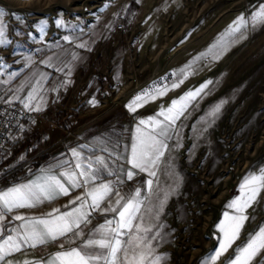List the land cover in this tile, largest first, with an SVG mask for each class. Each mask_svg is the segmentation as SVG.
<instances>
[{"label":"rangeland","instance_id":"obj_1","mask_svg":"<svg viewBox=\"0 0 264 264\" xmlns=\"http://www.w3.org/2000/svg\"><path fill=\"white\" fill-rule=\"evenodd\" d=\"M262 5L264 0H0L7 65L0 93L45 115L28 130L37 147L15 156L20 148L13 146L0 178L15 179L57 151L75 148L82 155L91 148L74 134L75 111L84 99L90 112L116 110L110 123L132 113L121 136L127 144L134 125L144 128L146 114L147 122L164 121L166 134L159 138L167 148L145 191L136 220L141 230L124 240L144 237L153 250L149 260L159 256L158 264H227L264 226L261 189L244 212L248 219L238 238L218 260L210 259L223 239L218 225L224 213L236 215L228 204L244 195L246 176L264 169V22L252 19ZM241 16L246 23L236 30ZM201 86L198 95L187 96ZM145 92L155 99L145 97L130 110ZM162 111L181 114L173 122ZM147 125L145 131L153 130ZM262 262L264 252L250 264Z\"/></svg>","mask_w":264,"mask_h":264},{"label":"snow or ice","instance_id":"obj_2","mask_svg":"<svg viewBox=\"0 0 264 264\" xmlns=\"http://www.w3.org/2000/svg\"><path fill=\"white\" fill-rule=\"evenodd\" d=\"M3 12H0V16ZM253 22H264V5L260 7L259 12L253 16ZM237 29L246 23L243 16L237 18ZM43 31V29H41ZM3 35L0 29V36ZM67 39V37L65 38ZM0 43H5L0 40ZM178 85H173L176 87ZM201 89L196 93H188L187 96L192 98L198 95ZM164 92H159L163 95ZM155 99L150 93L145 92L142 95L135 97L134 101L128 105L130 110L135 111L133 105L139 106V102L145 97ZM31 98V96L29 97ZM184 99L183 97L181 98ZM176 105L177 101L172 102ZM25 107H28L25 104ZM217 106V110H218ZM39 110V109H37ZM173 109L169 108L168 113H172ZM181 112L175 115H166L163 111L161 115H165L166 120L174 122ZM149 123L153 130L145 131L142 127H137L136 134L130 147V155L126 158L127 163L131 165L130 168H119L110 170L108 160L103 156L84 157L85 163L77 162L75 169L78 171H68L61 176L66 177V181L60 176L42 175L35 180L28 183H22L9 187L7 190L0 191V222L4 220L3 212H12L17 208H32L36 207L45 200L51 201L60 195H69L70 189L82 188L89 186L88 190L82 195H78L70 204L74 206L71 211L60 212L59 209H53L51 213L46 214L50 218H28L21 215H16V220L23 221L20 226L23 229V236L18 230L14 237L8 235L0 242V260L11 251H20L22 244L31 243L35 247L37 244H44L49 241H55L58 238L65 237L68 234H73L78 237H85L80 246H71L66 250L57 251L54 256L48 261V264H158L160 257L156 256L149 260L152 255V248L150 243H146L145 238L140 235H130L127 240L121 239L125 235L124 230L127 229L129 233L135 228L139 233L140 225L133 224L137 219V213L140 211L141 201L139 199L141 191L139 188L135 189V194L125 200L124 197H119L118 192H114L113 184L116 182L122 183V176L128 180H132L140 172H146L150 176H155L156 172L153 170L160 157L164 155L163 150L167 148L163 137L166 134V126L164 121H140V125ZM159 128V131H155ZM82 148L85 146H81ZM102 151L108 152L109 157H115L112 164H116L122 158V154H117L114 151L109 152L105 147ZM72 154L80 161L81 153L77 149H72ZM116 176L117 180L103 181L102 174ZM97 181H100L97 183ZM150 186L151 180L146 182ZM244 195L233 199L228 207L235 210L236 215H230L228 212L224 213L225 220L222 221L218 227L223 233V239L220 242L219 248L210 257L214 262L228 250L233 242L238 238L243 223L248 219L244 212L246 208L251 205V202L256 199L257 194L261 189H264V169L260 170L259 174L250 173L246 176L240 185ZM112 195H117L112 204L101 208V205L106 200H111ZM86 208L92 210H101L103 212L116 213L118 219L105 220V222L95 229L91 230L87 235L82 231L81 225L91 223L90 213ZM56 213V215H53ZM115 224V226H113ZM2 227V224H0ZM144 232L149 229H143ZM98 236L99 238H95ZM154 239V237H153ZM68 243L72 245L74 242L69 240ZM64 249V245L60 246ZM264 252V226L250 235L249 239L242 246L235 249V256L231 258L227 264H250L258 253ZM11 264V262H9ZM29 264V262H25ZM264 264V262H262Z\"/></svg>","mask_w":264,"mask_h":264},{"label":"crops","instance_id":"obj_3","mask_svg":"<svg viewBox=\"0 0 264 264\" xmlns=\"http://www.w3.org/2000/svg\"><path fill=\"white\" fill-rule=\"evenodd\" d=\"M92 56V55H91ZM90 56V57H91ZM81 70L84 69L85 66L80 64ZM96 70L94 74H96ZM3 83H0V88ZM4 90V89H3ZM2 90V92H3ZM5 93H0V100L9 101L14 99H7L4 97ZM89 100H85L78 107L81 110L76 109L77 115V130L74 131V134L81 136L83 141H89L92 145L91 149L95 154H85L80 161H77L76 157L73 156L72 150H69V154L64 152H54L51 158L44 159L40 167L33 169L31 171H27L26 169L22 171V175L12 179V180H2L0 178V191L7 190L9 187H13L18 184L28 183L31 180H35L38 176L42 175H54L60 176L62 179L66 181V177L61 176V174L68 171H78L75 169V164L77 162L85 163L83 160L84 157H92L103 156L105 157L110 165V170L119 168L123 166L124 168H130L131 165L127 163V157L130 155V147L133 142L134 136L136 134L135 126L132 128L131 140L129 144L124 142L121 138L123 134L124 122L126 117H131L132 113L127 111L128 115L125 117L124 112L120 119L116 122L110 123V121H114L116 119V110L106 109L102 112H92L91 109H88ZM30 110L37 111V109L32 107H27ZM72 116V113H67L66 117ZM148 115H143L142 120L147 122ZM123 118V119H121ZM99 123L100 126L96 125ZM142 125L145 129L148 130L149 125ZM137 129V128H136ZM135 130V132H134ZM115 132V133H113ZM134 133V135H133ZM116 134V135H115ZM133 136V137H132ZM105 147L108 148V151H114L117 154H122V158L117 161L116 164H112V160L115 157H109L108 152L102 151ZM59 150V151H61ZM19 168V167H18ZM17 169V168H16ZM103 181H116L117 178L114 175H107V173L102 174ZM123 182H116L113 184L114 192L119 193V197H124L125 200L130 196L135 194V189L139 188L141 191V195L139 197L141 201V207L145 198V191L148 189L149 185L146 183L148 180H151V177L146 172H140L132 180H128L125 177H121ZM100 181H97L99 183ZM89 186H85L82 188H73L70 189L69 195H60L56 199L47 201L45 200L43 203H40L36 207L32 208H17L13 209L12 212H3L4 220L0 222L2 227H0V242H2L3 238H6L8 235L16 236L17 232L13 231L16 229L20 232L21 238L23 236V229L20 227L23 221L16 220L14 217L16 215H21L26 219L36 217V218H50L46 214L51 213L53 209H59L60 212L71 211L74 206L77 205L70 204L71 200H74L76 196L82 195L85 193ZM118 199L117 195H112L111 200H106L102 203L101 208L107 207L112 202ZM141 207L138 215L141 212ZM86 211L90 213L89 219L91 223L82 224L81 229L87 235L91 230L95 229L97 226L103 224L105 220H114L118 219L116 213L113 212H103L101 210H92L90 208H86ZM56 215V213H53ZM136 220L133 221V224L136 225ZM115 226V224H113ZM134 229V228H133ZM125 235L121 237V239H125L124 237L129 234L127 229L124 230ZM85 237L74 236L73 234H68L65 237L58 238L55 241H49L44 244H37L35 247L31 246V243L22 244L20 247V251H11L5 257L4 260H0V264H25V262H29V264H48V261L54 256L57 251L66 250L71 246H80ZM95 238H99L96 236ZM69 240H72L74 243L70 245L68 243ZM61 245H64V249H61Z\"/></svg>","mask_w":264,"mask_h":264},{"label":"built area","instance_id":"obj_4","mask_svg":"<svg viewBox=\"0 0 264 264\" xmlns=\"http://www.w3.org/2000/svg\"><path fill=\"white\" fill-rule=\"evenodd\" d=\"M0 40H2L0 38ZM0 43V74L6 71V61ZM45 121L43 111H33L16 100H0V164L9 157L14 144L19 142L28 130Z\"/></svg>","mask_w":264,"mask_h":264},{"label":"trees","instance_id":"obj_5","mask_svg":"<svg viewBox=\"0 0 264 264\" xmlns=\"http://www.w3.org/2000/svg\"><path fill=\"white\" fill-rule=\"evenodd\" d=\"M20 141L19 142H17L16 144H14V146H16V147H19L20 149H17V151L14 153L15 154V156H19L20 154H27L28 153V151H29V149L31 148V147H37V145H36V143H33V141L32 140H30V138H29V134H28V131L25 133V135H24V137H22L21 139H19ZM85 154H95V153H93V151H90V150H88V149H86V148H84L83 149V151H82V155H81V157H83ZM14 156V157H15ZM7 158H5L4 159V162L6 161V162H9L8 160H6Z\"/></svg>","mask_w":264,"mask_h":264},{"label":"bare ground","instance_id":"obj_6","mask_svg":"<svg viewBox=\"0 0 264 264\" xmlns=\"http://www.w3.org/2000/svg\"><path fill=\"white\" fill-rule=\"evenodd\" d=\"M178 2V1H177Z\"/></svg>","mask_w":264,"mask_h":264}]
</instances>
